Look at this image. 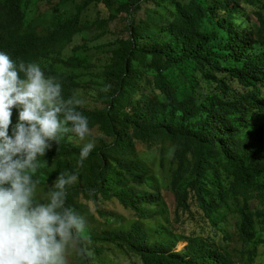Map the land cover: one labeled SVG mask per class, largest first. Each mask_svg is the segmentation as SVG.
I'll return each instance as SVG.
<instances>
[{
    "label": "trees",
    "instance_id": "16d2710c",
    "mask_svg": "<svg viewBox=\"0 0 264 264\" xmlns=\"http://www.w3.org/2000/svg\"><path fill=\"white\" fill-rule=\"evenodd\" d=\"M116 21L126 35L105 39ZM0 51L75 93L97 132L83 166L68 133L33 176L47 203L59 173H78L66 206L91 230L76 264H117L114 250L141 264H263L264 0H0ZM112 199L135 217L100 223L89 203ZM183 216L201 231L177 233Z\"/></svg>",
    "mask_w": 264,
    "mask_h": 264
},
{
    "label": "clouds",
    "instance_id": "9594fccd",
    "mask_svg": "<svg viewBox=\"0 0 264 264\" xmlns=\"http://www.w3.org/2000/svg\"><path fill=\"white\" fill-rule=\"evenodd\" d=\"M82 104L75 93L65 100L61 83L37 63L17 64L0 51V264H68L67 247L85 231V218L66 206L78 173H59L47 203L35 199L33 179L53 142L58 146L68 133L81 141L90 135L88 118L76 110ZM94 148V140L82 146L78 166Z\"/></svg>",
    "mask_w": 264,
    "mask_h": 264
},
{
    "label": "rangeland",
    "instance_id": "374dc122",
    "mask_svg": "<svg viewBox=\"0 0 264 264\" xmlns=\"http://www.w3.org/2000/svg\"><path fill=\"white\" fill-rule=\"evenodd\" d=\"M41 9H44V7H41ZM98 12L102 13L104 16H106L105 9L102 5H99L97 7H93L88 14H90V17L94 19ZM124 21H116L114 23L110 24V33L106 35L105 39H115L119 36L126 35V32L124 31ZM79 42V41H78ZM95 137H97L96 130H91L90 135L86 136L83 141L79 139V137L74 134V136H70V141L75 144L76 146L82 147L85 143L89 142L90 140L95 141ZM96 143V141H95ZM139 149H142L141 145H138ZM162 197H164L165 201L167 202L168 208L170 213L174 210V197L173 194L168 191L167 189H162ZM90 212L93 213L95 218L104 225L106 224V216L108 215H120L124 217L126 220L133 219L134 213L130 210L125 209L116 199L100 202L98 205H95L93 202L89 203ZM104 216H103V215ZM173 226L175 227V231L177 233H181L184 235H189L190 233H198V231H201L203 228V220L197 217V220H189L186 216H183L181 222L176 223L174 221V217L172 218ZM97 225V223H96ZM89 228H87L82 235L89 234L90 233ZM217 242H223L221 236L219 234L216 235ZM91 245V243H90ZM232 245H235L233 243ZM185 243H178L176 246V249L178 251L184 249ZM257 249H259V252L264 255V244H257ZM113 250V249H112ZM76 253H77V244L76 241H73L69 244V246L66 249L65 256L68 261V264H76ZM110 258L114 260L117 264H141L139 259L135 255H124L118 250H114V255H110ZM260 262V261H259ZM264 264V257H262V261Z\"/></svg>",
    "mask_w": 264,
    "mask_h": 264
}]
</instances>
